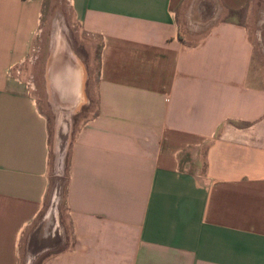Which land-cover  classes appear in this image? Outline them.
Wrapping results in <instances>:
<instances>
[{
  "label": "crops",
  "instance_id": "crops-1",
  "mask_svg": "<svg viewBox=\"0 0 264 264\" xmlns=\"http://www.w3.org/2000/svg\"><path fill=\"white\" fill-rule=\"evenodd\" d=\"M70 3L99 47L91 114L82 60L45 67L65 230L47 114L11 73L41 0H0V264H264V0Z\"/></svg>",
  "mask_w": 264,
  "mask_h": 264
},
{
  "label": "rangeland",
  "instance_id": "rangeland-1",
  "mask_svg": "<svg viewBox=\"0 0 264 264\" xmlns=\"http://www.w3.org/2000/svg\"><path fill=\"white\" fill-rule=\"evenodd\" d=\"M260 0H253V4ZM257 12L264 15L260 10ZM262 16V15H261ZM198 33L187 36L188 40L194 41ZM254 42L257 58H254V65L260 67L259 74L264 78V36L251 34ZM54 44V45H53ZM99 47V38L91 33H87L75 18L70 0H41L39 25L31 43L25 59L13 67L11 73L25 83L30 93L39 101L41 107L47 114L48 141H49V185L46 192V202L55 204L57 211L63 217V228L67 226L64 209V193L66 184V147L53 150V126L55 114L45 105L46 84L45 67L49 64V55L53 52L60 53L64 48L71 52L76 58H80L87 69V109L82 114H91L95 107V73L97 69V51ZM259 68V69H260ZM62 110V109H61ZM70 108L66 107L60 111L62 117H67ZM53 114V115H52ZM68 118V117H67ZM76 121L67 123V131L70 132L76 127ZM66 131V129L64 130ZM70 134V133H69ZM62 139L66 138V133H61ZM61 139V138H60ZM63 149V150H61ZM57 156V158H56ZM52 159L56 161L53 167ZM66 230V228H65Z\"/></svg>",
  "mask_w": 264,
  "mask_h": 264
},
{
  "label": "bare ground",
  "instance_id": "bare-ground-1",
  "mask_svg": "<svg viewBox=\"0 0 264 264\" xmlns=\"http://www.w3.org/2000/svg\"><path fill=\"white\" fill-rule=\"evenodd\" d=\"M54 45V44H53ZM53 67V66H52ZM57 71V70H56ZM60 75V74H59Z\"/></svg>",
  "mask_w": 264,
  "mask_h": 264
}]
</instances>
